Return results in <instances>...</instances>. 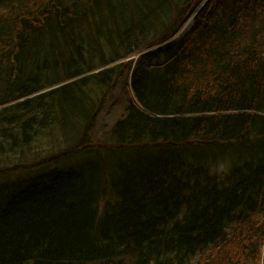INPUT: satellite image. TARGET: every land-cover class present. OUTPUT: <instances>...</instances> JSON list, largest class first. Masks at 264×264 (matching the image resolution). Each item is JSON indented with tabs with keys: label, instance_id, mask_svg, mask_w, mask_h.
I'll return each mask as SVG.
<instances>
[{
	"label": "trees",
	"instance_id": "trees-1",
	"mask_svg": "<svg viewBox=\"0 0 264 264\" xmlns=\"http://www.w3.org/2000/svg\"><path fill=\"white\" fill-rule=\"evenodd\" d=\"M205 1L0 0V264H264V0Z\"/></svg>",
	"mask_w": 264,
	"mask_h": 264
},
{
	"label": "water",
	"instance_id": "water-1",
	"mask_svg": "<svg viewBox=\"0 0 264 264\" xmlns=\"http://www.w3.org/2000/svg\"><path fill=\"white\" fill-rule=\"evenodd\" d=\"M206 2H207V0L202 4V6H200V9L205 5ZM193 20H194V17H191V19L187 22V24L183 28H181V30L178 32V34L175 35V37L173 39H171V40L173 42H176L179 38H181L184 35H186L192 28Z\"/></svg>",
	"mask_w": 264,
	"mask_h": 264
},
{
	"label": "rangeland",
	"instance_id": "rangeland-1",
	"mask_svg": "<svg viewBox=\"0 0 264 264\" xmlns=\"http://www.w3.org/2000/svg\"><path fill=\"white\" fill-rule=\"evenodd\" d=\"M137 56V55H136ZM110 120H109V116L108 115H104L103 114V116H101V119H100V122H99V128L100 129H103V128H106L107 127V125H108V122H109Z\"/></svg>",
	"mask_w": 264,
	"mask_h": 264
}]
</instances>
